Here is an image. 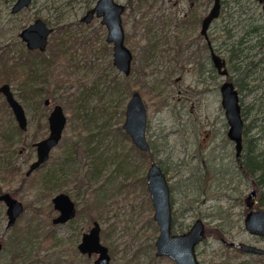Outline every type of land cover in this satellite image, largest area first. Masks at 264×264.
Segmentation results:
<instances>
[{
	"label": "rangeland",
	"instance_id": "obj_1",
	"mask_svg": "<svg viewBox=\"0 0 264 264\" xmlns=\"http://www.w3.org/2000/svg\"><path fill=\"white\" fill-rule=\"evenodd\" d=\"M96 1L32 0L13 12L15 0H0V85L11 84L28 115L22 130L0 93V191L25 205L8 226L0 200V264H92L97 255L82 253L78 243L94 220L109 246V264H176L156 253L159 224L147 184L152 162L170 185L172 230L205 223L196 246L201 264H264V254L240 247L242 241L264 247V235L245 224L248 211L264 209V1L221 0L203 33L214 0H118L133 51L129 74L113 61L101 17L81 19ZM37 17L54 28L41 52L20 35ZM212 52L224 60L225 73ZM227 80L241 104L239 154L222 103ZM135 90L147 108L149 149L123 127ZM56 103L67 115L63 136L28 175L32 142L48 134ZM62 190L77 213L54 223L52 198Z\"/></svg>",
	"mask_w": 264,
	"mask_h": 264
},
{
	"label": "water",
	"instance_id": "obj_2",
	"mask_svg": "<svg viewBox=\"0 0 264 264\" xmlns=\"http://www.w3.org/2000/svg\"><path fill=\"white\" fill-rule=\"evenodd\" d=\"M32 0H15L12 11L16 12L29 5ZM264 1V0H260ZM221 0H214L213 6L208 14L203 18V33L206 32L210 22L219 14ZM125 4L118 0H97L95 5L90 7L82 16V20L89 22L94 15L100 16L102 23L107 28V41L113 42V61L119 69L126 74L131 72L133 51L126 43V29L123 22V12ZM53 30L42 17H37L33 22L26 25L20 31L21 37L26 45L31 48L44 50L48 44V36ZM213 60L221 72L224 60L215 52H212ZM2 92L22 130L28 128V115L23 103L15 96L9 82L0 85ZM222 103L229 122L228 135L236 141L237 153L242 149L243 118L241 114V104L238 90L232 81H224L221 85ZM67 122V115L62 104H56L49 116V133L45 137L34 141L36 147V158L31 162L27 173L45 163L50 152L62 138ZM125 130L131 135L133 142L141 149H149L150 144L146 135L147 128V108L139 90H135L127 104L126 119L123 123ZM147 184L150 196L154 205V218L159 224V233L156 238V253L167 255L173 258L176 264H201L197 256L196 246L205 237V223L202 219H197L192 226L184 232H174L173 226V204L171 200L170 185L165 171L157 162H152L147 171ZM255 194L251 192V196ZM0 200L7 205L8 226H12L24 211L25 205L21 199L13 196L9 191L0 193ZM54 205L59 210V214L54 217L55 223L67 221L76 213V206L71 196L64 191L58 192L54 197ZM247 228L260 235H264V209H251L245 217ZM243 249L264 254V247L249 243L240 242ZM2 242L0 241V249ZM79 249L97 256L93 264H109L111 254L109 246L101 239V224L95 220L94 225L83 233L78 244Z\"/></svg>",
	"mask_w": 264,
	"mask_h": 264
},
{
	"label": "flooded vegetation",
	"instance_id": "obj_3",
	"mask_svg": "<svg viewBox=\"0 0 264 264\" xmlns=\"http://www.w3.org/2000/svg\"><path fill=\"white\" fill-rule=\"evenodd\" d=\"M125 8H126V7H125ZM81 19H82V17H81ZM83 21H84V20H83ZM85 22H86V21H85ZM47 24H48V23H47ZM48 25H49V24H48ZM23 28H24V27H23ZM53 29H54V28H53ZM21 30H22V29H21ZM52 31H53V30H52ZM52 31H51V32H52ZM50 34H51V33H50ZM50 34H49V35H50ZM48 38H49V36H48ZM48 40H49V39H48ZM47 46H48V44H47ZM47 46H46V48H45L44 50L47 49ZM27 47H28V46H27ZM28 48H29V47H28ZM30 49H31V48H30ZM34 49H36L38 52L44 51V50H41L40 48H34ZM11 87H12V86H11ZM0 93H2V92H0ZM2 94H3V93H2ZM4 96H5V95H4ZM15 96H16V95H15ZM16 97H17V96H16ZM5 99H6V97H5ZM6 102L8 103L7 99H6ZM45 103H46V104H50V103H51V98L47 96V97L45 98ZM8 104H9V103H8ZM56 104H58V103H56ZM56 104H54V106H55ZM59 104H60V103H59ZM54 106H53V108H54ZM62 106H63V105H62ZM10 107H11V106H10ZM53 108L50 110V113H49L48 118H47L48 127H49V116H50L51 111L53 110ZM11 109H12V108H11ZM12 111H13V110H12ZM17 122H18V121H17ZM66 123H67V122H66ZM18 126H19V124H18ZM19 128H20V127H19ZM49 130H50V128H49ZM63 132H64V131H63ZM48 133H49V132H48ZM47 135H48V134H47ZM45 136H46V135H45ZM45 136H43V137H45ZM62 136H63V135H62ZM43 137H41V138H43ZM41 138H38V139H36V140H39V139H41ZM36 140H34V141H36ZM60 140H61V139H60ZM34 141L32 142V145H33ZM59 142H60V141H59ZM33 146H34V145H33ZM54 147H55V146H54ZM54 147H53V148H54ZM53 148H52V149H53ZM35 151H36V147H35ZM51 151H52V150H51ZM36 155H37V154H36ZM50 155H51V152H50ZM35 158H36V157H35ZM49 158H50V157H49ZM33 160H34V159H33ZM33 160H32V161H33ZM32 161H31V162H32ZM31 162H30V164H31ZM30 164H29V166H30ZM43 164H44V163H43ZM43 164H42V165H43ZM42 165H41V166H42ZM28 168H29V167H28ZM38 168H39V167H38ZM36 169H37V168H36ZM36 169H35V170H36ZM27 170H28V169H27ZM27 170H26V174H28V175L31 174V173L34 171V170H33L32 172L27 173ZM4 191H5V190H1L0 193H1V192H4ZM62 191H64V190H62ZM59 192H61V191H59ZM64 192H67V191H64ZM10 193H11L13 196H15L12 192H10ZM67 193H68V192H67ZM56 194H57V193H56ZM56 194H55V195H56ZM68 194H69V193H68ZM55 195H54V196H55ZM69 195H70V194H69ZM54 196H53V197H54ZM70 196H71V195H70ZM15 197H16V196H15ZM71 198H72V197H71ZM72 199H73V198H72ZM52 200H53V198H52ZM73 200H74V199H73ZM74 202H75L76 213H77V203H76L75 200H74ZM53 205H54V200H53ZM54 208H55V209L57 210V212H58V213L55 215V216H57V215L59 214V210L55 207V205H54ZM22 213H23V212H22ZM76 213H75V215H76ZM75 215H74V216H75ZM55 216H53V218H52V221H53V222H54V217H55ZM74 216L71 217V218H69L67 221H69V220H71L72 218H74ZM65 222H66V221H65ZM94 222H95V220H94ZM94 222H93V225H94ZM15 223H16V222H15ZM54 223H55V222H54ZM93 225H92V226H93ZM92 226H91V227H92ZM91 227H90V228H91ZM82 236H83V235H82ZM203 239H204V238H203ZM203 239H202V240H203ZM0 241H1V240H0ZM1 242H2V247H3V241H1ZM79 242H80V241H79ZM78 244H79V243H78ZM2 247H1V248H2ZM240 247H241V245H240ZM262 247H263V246H262ZM241 248H242V247H241ZM78 249H79V247H78ZM242 249H243V248H242ZM79 250H80V249H79ZM244 250H245V249H244ZM80 251H81V250H80ZM109 251H110V250H109ZM81 252H82V251H81ZM196 252H197V250H196ZM82 253H84V252H82ZM87 254H88V253H87ZM93 254H94V253H93ZM95 254H96V253H95ZM110 254H111V253H110ZM258 254H260V253H258ZM88 255H89V254H88ZM96 255H97V254H96ZM197 256H198V255H197ZM95 258H96V257H95ZM95 258H94V259H95ZM93 261H94V260H93ZM200 263H201V262H200ZM92 264H93V263H92Z\"/></svg>",
	"mask_w": 264,
	"mask_h": 264
},
{
	"label": "trees",
	"instance_id": "obj_4",
	"mask_svg": "<svg viewBox=\"0 0 264 264\" xmlns=\"http://www.w3.org/2000/svg\"><path fill=\"white\" fill-rule=\"evenodd\" d=\"M6 138V135H4V139ZM253 160V159H252Z\"/></svg>",
	"mask_w": 264,
	"mask_h": 264
}]
</instances>
